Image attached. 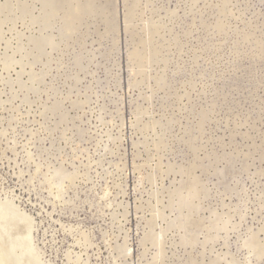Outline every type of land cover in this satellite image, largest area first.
I'll use <instances>...</instances> for the list:
<instances>
[{
    "label": "rangeland",
    "instance_id": "1",
    "mask_svg": "<svg viewBox=\"0 0 264 264\" xmlns=\"http://www.w3.org/2000/svg\"><path fill=\"white\" fill-rule=\"evenodd\" d=\"M0 234L12 264H264V0H0Z\"/></svg>",
    "mask_w": 264,
    "mask_h": 264
},
{
    "label": "bare ground",
    "instance_id": "2",
    "mask_svg": "<svg viewBox=\"0 0 264 264\" xmlns=\"http://www.w3.org/2000/svg\"><path fill=\"white\" fill-rule=\"evenodd\" d=\"M16 212V211H14ZM11 217V216H10ZM18 225V224H17ZM21 232V231H20ZM1 235V234H0ZM7 235V234H5ZM9 235V234H8ZM23 236V235H22ZM21 237V236H20ZM17 241V240H16ZM4 242V241H3ZM18 242V241H17ZM20 244V243H19ZM1 246V245H0ZM3 246V245H2ZM1 246V247H2ZM21 247V246H20ZM10 247H3V249L0 251V264H12L11 260H9V256L11 255V251L12 249L10 250L9 249ZM16 249V248H15ZM18 249V248H17ZM20 250V249H18ZM28 262V261H27Z\"/></svg>",
    "mask_w": 264,
    "mask_h": 264
}]
</instances>
